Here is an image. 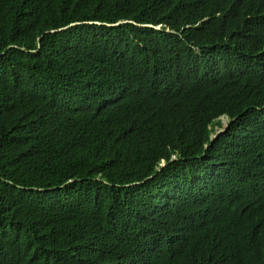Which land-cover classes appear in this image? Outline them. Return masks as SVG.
I'll return each instance as SVG.
<instances>
[{"label": "trees", "instance_id": "16d2710c", "mask_svg": "<svg viewBox=\"0 0 264 264\" xmlns=\"http://www.w3.org/2000/svg\"><path fill=\"white\" fill-rule=\"evenodd\" d=\"M0 264H264V0H0Z\"/></svg>", "mask_w": 264, "mask_h": 264}, {"label": "clouds", "instance_id": "9594fccd", "mask_svg": "<svg viewBox=\"0 0 264 264\" xmlns=\"http://www.w3.org/2000/svg\"><path fill=\"white\" fill-rule=\"evenodd\" d=\"M186 27L187 28L190 27L189 24H187L185 27L180 28V30L172 29L170 26H168L167 24H164V23H159L157 26H155L156 29H159V30L165 29L167 32H171V33L180 32V31H182ZM222 117H225V116L218 117L216 119V121L218 119L221 120ZM227 118H228L227 124L225 126L223 125V127H221V128H218V132L216 133L217 135L226 134L228 132V130H229L228 129V127H229L228 126V123L230 121V118L229 117H227ZM217 135H215L214 138ZM218 235L221 236V240H224V241H226V238L229 239V240H231V238H232V235H231V233L229 231H225V232L219 231ZM218 258H220V259H222L224 261V256H219Z\"/></svg>", "mask_w": 264, "mask_h": 264}, {"label": "rangeland", "instance_id": "374dc122", "mask_svg": "<svg viewBox=\"0 0 264 264\" xmlns=\"http://www.w3.org/2000/svg\"><path fill=\"white\" fill-rule=\"evenodd\" d=\"M221 120H222V123H223L224 126H225V125L227 124V122H228V118H227V117H222Z\"/></svg>", "mask_w": 264, "mask_h": 264}]
</instances>
